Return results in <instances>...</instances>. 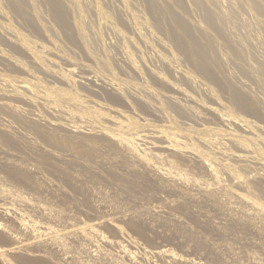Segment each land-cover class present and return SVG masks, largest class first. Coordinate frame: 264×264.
<instances>
[{
	"label": "rangeland",
	"instance_id": "rangeland-1",
	"mask_svg": "<svg viewBox=\"0 0 264 264\" xmlns=\"http://www.w3.org/2000/svg\"><path fill=\"white\" fill-rule=\"evenodd\" d=\"M0 225V264H264V0H0Z\"/></svg>",
	"mask_w": 264,
	"mask_h": 264
},
{
	"label": "bare ground",
	"instance_id": "bare-ground-1",
	"mask_svg": "<svg viewBox=\"0 0 264 264\" xmlns=\"http://www.w3.org/2000/svg\"><path fill=\"white\" fill-rule=\"evenodd\" d=\"M115 4V3H114ZM113 6V5H112ZM115 7V6H114ZM54 12H55V14H57L58 13V8L55 6V8H54ZM158 15V14H157ZM176 25L177 26H179V28L181 29V31L182 32H184V33H187V27L185 26V24L183 23V21H181L180 19H177V23H176ZM188 53H191V51L190 50H188ZM53 76V75H52ZM92 77V76H91ZM91 77H89V75L88 76H86V77H84L85 78V80L86 81H88V83L89 82H94L93 81V79L91 78ZM235 96V100L238 102V104H240V106L242 105H245V102L247 101L246 99H245V97H243V95H242V92L240 93V92H236V94L234 95ZM247 103V102H246ZM185 106V105H184ZM245 107H247V106H245ZM249 107V106H248ZM231 122V124L233 123V124H237V122H234V121H230ZM52 125L53 126H58V124L57 123H52ZM67 133H68V135H71V136H73V134H76L75 133V130L74 129H72V128H65L64 129ZM66 133V134H67ZM94 135H97V134H94ZM155 137H156V135H152V137L151 138H153L154 140H155ZM55 139V138H54ZM56 140V139H55ZM57 141H58V139H57ZM59 142V141H58ZM162 144H164L163 142H162ZM152 146H155V145H152ZM155 147H157V146H155ZM158 147H160V148H162V149H164V150H167V151H171V152H178L180 155H185L186 156V158H188V155L186 154V151H184V152H180V151H176V150H174V149H172V148H170L168 145H162V146H158ZM120 149H121V147H120ZM178 154V155H179ZM235 157H237V158H239V160H240V158H243V156L242 155H236ZM170 202V201H169ZM171 206H172V204H171ZM3 217H5V218H9V214L6 212H4L3 213V215H2ZM171 218V217H170ZM172 220V219H171ZM174 220V219H173ZM178 221V220H177ZM2 227H1V225H0V229H1ZM16 249V247H11V248H9L8 249V251L9 252H14V250ZM25 250H27V248H23V249H21V251H25ZM20 251V250H19ZM158 256H164L162 253H160V252H157L156 253ZM28 255V254H27ZM29 256H31V257H40V258H42V257H44V255L43 254H41V253H29Z\"/></svg>",
	"mask_w": 264,
	"mask_h": 264
}]
</instances>
